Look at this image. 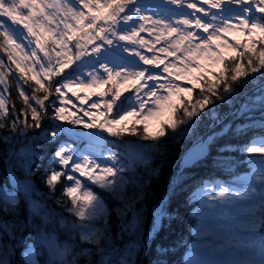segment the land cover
Returning a JSON list of instances; mask_svg holds the SVG:
<instances>
[{
	"label": "snow or ice",
	"instance_id": "snow-or-ice-1",
	"mask_svg": "<svg viewBox=\"0 0 264 264\" xmlns=\"http://www.w3.org/2000/svg\"><path fill=\"white\" fill-rule=\"evenodd\" d=\"M172 5H186L192 12L178 13ZM177 15L182 18L175 19ZM141 33L153 38L146 39ZM161 41L163 45L157 48ZM0 53L7 60L0 58V141L36 140L40 136L29 137V130L40 129L47 141L56 143L72 132L58 122L96 130L88 135L90 149L81 151L74 143L60 142L52 153L58 170L54 168L45 180L49 192L42 199L54 198L56 184L64 177L61 194L70 198L67 211L78 221L62 216L57 221L45 210L46 205L33 202V213L43 215L46 223L58 222L70 237L78 234L81 243L91 245L56 244L48 232L38 228L37 234L49 240L53 264H81V260L84 264H136V248L119 257L115 253L108 229L109 210L92 189L98 187L120 201L117 216L121 231L135 232L142 215L136 204L157 172L150 167V157L161 152L160 141L168 130L175 137L179 126H183L179 133L183 135L205 117L215 122L219 119L217 105L235 100L239 89L256 80L261 81L258 100L264 104V0H0ZM168 57L174 59L165 63ZM70 65L75 67L64 75ZM13 72L24 107L17 112L12 105L9 120L7 77ZM30 82L35 85L31 95L24 87ZM105 85L110 87L101 90ZM93 97L96 99L89 104ZM69 105L82 115L67 110ZM246 110L247 102L238 111ZM45 117L52 122L50 130L42 127ZM153 122L156 130L150 131ZM105 132L116 138L130 134L152 143L123 142L127 160L111 147L105 156L99 147ZM216 135L201 139L189 158L204 154ZM252 143L264 144V139ZM243 150L264 153V147ZM36 155L27 149L19 158L30 165ZM138 164L145 166L146 173L127 177L125 172H134ZM26 174H31L30 167ZM129 185L133 187L131 195H127ZM245 185L236 191L210 181L199 189L206 205L200 239L208 242L194 249L188 264H264V235L256 239V230L264 226V156L259 159V170L246 178ZM241 201L246 202L245 207H239ZM217 211L224 214L226 222L217 219L209 227ZM0 213L4 233L15 235L28 227L18 218L19 201L8 193L0 192ZM165 214L161 207V216ZM240 216L245 223L232 225ZM0 247H8V253L0 254V264H9L10 246ZM237 249L243 250L241 258H235ZM25 264H39L33 252L25 253Z\"/></svg>",
	"mask_w": 264,
	"mask_h": 264
},
{
	"label": "trees",
	"instance_id": "trees-1",
	"mask_svg": "<svg viewBox=\"0 0 264 264\" xmlns=\"http://www.w3.org/2000/svg\"><path fill=\"white\" fill-rule=\"evenodd\" d=\"M8 76L10 85L7 93L10 97L8 119L10 120L12 119L11 106L14 105L15 110L19 112L24 105L18 96L15 72ZM260 85L261 81L256 80L247 87L239 89L240 95L235 100L218 104L216 115L219 119L215 122L210 117H205L191 132L183 135L179 134L183 126H179L176 130L178 135L175 137L172 131L168 130L167 136L160 141L161 152L152 154L150 158V167L157 172L152 175L144 187L143 199L136 204V208L142 213L137 231H121V221L117 216V211L122 205L118 204L110 193L94 186L95 192L99 193L107 204L111 245L118 257L123 255L127 249L136 248L137 251L134 252L136 264H187V255L196 242V228L200 224L197 213L201 205V201L198 200L199 189L210 181L217 184L234 185L236 179L249 177L253 173V157L243 149L252 147L253 141L264 139V104L258 100ZM34 86V82H30L29 85L24 86L25 91L31 95ZM196 95L197 93H194V97ZM245 102L248 103L249 110L238 111ZM21 119H23L22 116ZM29 123H31L30 115ZM51 123L47 117L41 121L42 127L47 126L49 130ZM40 133V129L29 130V137L40 136L36 140H26L20 137L18 141L12 140L11 144L0 141V192L8 193L19 201L18 218L28 224V227L22 232H16L15 235L0 230L2 245L11 248L10 254L6 256L9 264H25V253L33 244L36 246V259L41 264H48L47 261L50 260L42 245L35 238V229L43 228L44 224L40 216L30 210L28 200H24L18 186L14 184L15 178L33 180L32 197L46 205L45 210L56 217L57 221L61 216L67 221H78L77 217L67 211L71 207L70 198L66 194H61V189L65 185L64 177H61L56 184L54 198L42 199V197L49 192L45 180L54 168L58 170V166L52 161L53 151L60 142L77 145L81 144V140H75L71 135L64 134L56 143H52ZM213 133L218 135L208 145L204 157L190 166L185 165L184 155L201 139H207ZM5 134H7L6 130ZM108 137L116 140L111 135ZM124 140L141 141L138 136L130 134L121 137V141ZM142 142L147 145L152 143L150 140ZM114 148L116 153L120 152L116 146ZM27 149L37 153L28 165L31 168L30 175L26 174L25 162L19 158L20 153L24 154ZM121 158L127 160L124 156ZM142 171L146 173L145 168ZM129 191L133 192L132 185L129 186ZM161 207L166 213L163 216H161ZM2 216L3 214L0 213V217ZM128 219H133L132 214L129 213ZM50 224L54 229L46 225L44 229L55 230L56 228L62 234L68 233L66 229L59 227L58 222ZM75 240L81 247L91 246L81 243L79 236ZM5 253H8V247H2V254ZM93 259L96 257L94 256ZM81 264H84L83 260Z\"/></svg>",
	"mask_w": 264,
	"mask_h": 264
},
{
	"label": "rangeland",
	"instance_id": "rangeland-1",
	"mask_svg": "<svg viewBox=\"0 0 264 264\" xmlns=\"http://www.w3.org/2000/svg\"><path fill=\"white\" fill-rule=\"evenodd\" d=\"M69 2H72V0H69ZM151 2H154V3H155V2H159V0H151ZM187 2H191V0H187ZM201 6L206 7V6L203 5V4H202ZM171 7L175 8V9L177 10L178 13H191V12H192V10H191V9H188V8L186 7V5H185V7H183V8H181V7L178 6V5H172ZM231 7H233V8H238V6H235V5H232ZM217 11H218L217 9H212V12H217ZM234 14H235V13H234ZM200 15H202V14H200ZM157 18H159V17H157ZM181 18H182L181 15H177V16L175 17V19H181ZM194 30H195V29H194ZM196 31L199 33V32H201L202 30H196ZM141 36H144L146 39H152V38H153V37H152L150 34H148V33H141ZM229 39H231V37H229ZM24 43H25V47H27V42H24ZM162 45H163V41H161L160 44H157L156 47L159 48V47H161ZM145 51H146V50H145ZM146 54L151 55V53H147V52H146ZM21 55H23V53H21ZM38 55H42V54H39V53H38ZM161 55H163V54H161ZM0 58H4V59H5V63H7L6 55H5V54L0 53ZM172 59H174V58H173V57H168V59L165 60V63H168V61H169V60H172ZM13 67H14V66H13ZM73 67H75V65H70L69 68L65 69V70H67V71L64 72L63 74L66 75V74L71 70V68H73ZM162 68H163V65H161V69H162ZM8 79H9V76H8ZM150 84H151V82H150ZM184 86H189V85H187V84L185 83ZM108 87H110V85H105V86L103 87V89H101V90L106 91V90L108 89ZM127 94H128V93H125V95H127ZM69 98L73 99V103H74V104H78V103H79L78 101L75 100V98H73V97L71 96V93H69ZM95 99H96V98L93 97L92 100L89 101V104H91ZM84 107L87 108L88 105H84ZM66 108H67V110H69V111H71V112H76L77 115H82V113L77 112V109H76L75 107H72V106L69 105V106H66ZM114 112H115V109H114ZM60 123L65 124L66 127H70V128L72 129V132H71V133H65V134L71 135L75 140H81V144H79V143H78L77 145L74 144L79 150L84 151V150H86V149H90V148L92 147V145L90 144V141H89V139H88V135H89L90 133L96 131V130L85 129V128H83V125H71V124L68 123V122H60ZM155 130H156V128H155V122H153V125L150 126V131H155ZM109 135H110V134H108V133H106V132L103 133V141H101L100 144H99V147L104 151V155L107 156V155L109 154L108 151H107V149H108L109 147H111L113 153H116V149H115L114 146H113V141H116L115 146H116V148L120 149V152H118V153L120 154V156H124V157L127 158V152H126V149H125L124 146H123V142H130V143H131L132 141H127V140L121 141V138H116V137H114V138L116 139V140H114V139H111L110 137H108ZM261 140H262V139H261ZM259 141H260V140H259ZM69 143H70V142H69ZM144 145H147V144H144ZM252 147H264V144L255 143ZM248 153H249V152H248ZM249 154H251L252 157H253L252 159H253V166H254L253 173H254V171H258V170H259V159H260V157L264 156V153H249ZM20 155L22 156L23 153L21 152ZM151 155H152V154H151ZM93 158H95V156H94ZM150 158H151V157H150ZM25 167H28V165H25ZM144 168H145V166H144L143 164H138V165L135 167L134 172H127V171H126V172H125V175H126L127 177H129V178H131L133 175H143V174H145V173L142 171ZM141 169H142V170H141ZM145 170L147 171L146 168H145ZM253 173L250 174V176H252ZM250 176H249V177H250ZM246 178H248V177H243V178L236 179V181H235L236 183H235L234 185H225V186H232L234 190H236V191H240V190H242L244 187H246V185H245V180H246ZM18 181H19V178H15V181H14L15 186H18V184H17ZM218 184H223V183H218ZM223 185H224V184H223ZM129 186H131V185H129ZM129 186H128V188H127V195H131V194H132V193L129 191ZM202 187H203V186H202ZM209 187L211 188V185H209ZM92 190L95 192L94 187H93ZM101 190H102V189H101ZM98 194H99V193H98ZM198 194H199V193H198ZM99 195H100V194H99ZM101 197H102V196H101ZM102 199L104 200L103 197H102ZM27 200H28V201H27L28 206H29L30 210L32 211L33 202H35V201H39V200L36 199V198H34V197H32V194H30V195L28 196V199H27ZM116 200H117V199H116ZM198 200L201 201L200 208H199L198 211H197V213H198V215H199V218H200V224H199L198 227L196 228V242H195V244L193 245L191 251H190V252L188 253V255H187V264H188V261H189L191 258H193V256H194V249L200 248V247L202 246V244L208 242L207 239H204V240H201V239H200V237H201V232L199 231V229L202 227L201 220H202L203 212H204L205 209H206V205H205L204 200L201 199L200 196H198ZM104 202H105V200H104ZM117 202H118V204H121L120 201L117 200ZM105 204H106V202H105ZM106 206H107V204H106ZM245 206H246V202L241 201L239 207H245ZM225 211H227V209H226ZM32 212H33V211H32ZM130 214H131V213H130ZM37 216H40V219H41V221L43 222L42 224H44V225H43V228H45V225H46V226H48L49 228L54 229L53 226H52L50 223H46V222H45L43 215H37ZM217 219H218L221 223L226 222V218H225L224 214H222V213H220L219 211H217V212L215 213V216L211 218V221H210L209 227L214 226V221L217 220ZM131 220H132V219H131ZM133 222H135V221H133ZM243 223H245V218L242 217V216L238 217L236 220L231 221V224H232V225H241V224H243ZM98 226H99V225H98ZM51 229L46 228V230H47L46 232H48V233L51 235V237H52V242H53V243L63 245V244L66 243V242H75V243L79 244V242H78L77 240L74 241V239H77V237H78L79 235L77 236V234L74 233V235L70 237L68 233H63V234H62L60 231H57L56 228H55V230H51ZM0 234H1V233H0ZM242 235H244V236L247 237V236H248V233L243 232ZM260 235H264V226H262V227H260V228H258V229L256 230V239H257V240H259V236H260ZM35 238H36V240L41 244L40 239L42 240V237L35 235ZM0 239H1V238H0ZM79 240H80V238H79ZM0 245H2L1 240H0ZM78 249H79V248H77V249H75V250L78 251ZM242 251H243L242 249H237V250H236L235 258H241V257H242ZM27 252H33V253H34V256H35V259H36V254H37L36 252H37V251H36V246H34V244H33V245H30L29 250H28ZM127 252H128V249L124 252L123 255H127ZM0 254H2V247H0ZM36 260H37V259H36ZM37 261H38V260H37ZM53 261H54V260H52V262H51V261L49 260V262L47 261V263H48V264H53ZM38 262H39V261H38ZM39 264H41V263L39 262Z\"/></svg>",
	"mask_w": 264,
	"mask_h": 264
},
{
	"label": "water",
	"instance_id": "water-1",
	"mask_svg": "<svg viewBox=\"0 0 264 264\" xmlns=\"http://www.w3.org/2000/svg\"><path fill=\"white\" fill-rule=\"evenodd\" d=\"M7 79H8V77H7ZM131 143H133V144H136V143L144 144L142 141H132ZM194 148H195V146L191 150H189L183 157V161H184L185 165H187V166H190V165L194 164L195 162H197L199 159H202L204 157L205 153H206L205 152L204 154H202L197 159H190L189 158V154ZM18 185H19V188H20V190L22 192V196H23L24 200L27 201L28 196L31 194V192L33 190V180L30 179V178L19 179ZM41 241H42V244L44 245L45 249L49 253L51 259L54 260L55 257L53 256L51 248L49 247V240L45 239V238H42Z\"/></svg>",
	"mask_w": 264,
	"mask_h": 264
},
{
	"label": "bare ground",
	"instance_id": "bare-ground-1",
	"mask_svg": "<svg viewBox=\"0 0 264 264\" xmlns=\"http://www.w3.org/2000/svg\"><path fill=\"white\" fill-rule=\"evenodd\" d=\"M8 81H9V79H8ZM17 184H18V183H17ZM18 188H19V185H18ZM19 191L21 192L20 188H19ZM21 194H22V192H21ZM37 229H38V228L35 229V232H36L35 235L39 236V235L37 234ZM40 229H44V228H40ZM44 230L46 231V229H44ZM40 241H41V239H40ZM41 245H42V247L44 248V250L46 251V253L48 254V256H49V258H50V260H51V262H52V259H51L50 255H49V253L47 252V250L45 249L44 245L42 244V241H41Z\"/></svg>",
	"mask_w": 264,
	"mask_h": 264
}]
</instances>
